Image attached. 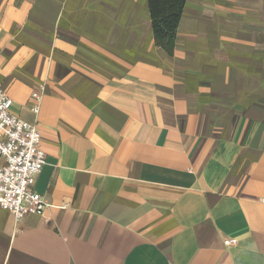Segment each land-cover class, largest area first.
Segmentation results:
<instances>
[{"label":"crops","instance_id":"obj_1","mask_svg":"<svg viewBox=\"0 0 264 264\" xmlns=\"http://www.w3.org/2000/svg\"><path fill=\"white\" fill-rule=\"evenodd\" d=\"M0 88L50 205L0 264H264V0H187L172 57L147 0H0Z\"/></svg>","mask_w":264,"mask_h":264},{"label":"built area","instance_id":"obj_2","mask_svg":"<svg viewBox=\"0 0 264 264\" xmlns=\"http://www.w3.org/2000/svg\"><path fill=\"white\" fill-rule=\"evenodd\" d=\"M11 106L12 100L0 88V209L20 222L27 216H42L50 207L34 191L47 161L37 125L12 115ZM32 112L37 114L38 108Z\"/></svg>","mask_w":264,"mask_h":264},{"label":"trees","instance_id":"obj_3","mask_svg":"<svg viewBox=\"0 0 264 264\" xmlns=\"http://www.w3.org/2000/svg\"><path fill=\"white\" fill-rule=\"evenodd\" d=\"M187 0H147L154 45L173 56L177 30Z\"/></svg>","mask_w":264,"mask_h":264}]
</instances>
